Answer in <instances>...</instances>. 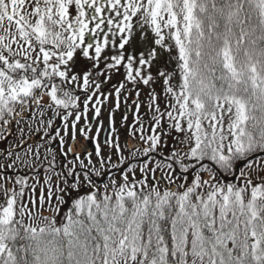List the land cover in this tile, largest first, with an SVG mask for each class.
<instances>
[{
  "label": "snow or ice",
  "instance_id": "1",
  "mask_svg": "<svg viewBox=\"0 0 264 264\" xmlns=\"http://www.w3.org/2000/svg\"><path fill=\"white\" fill-rule=\"evenodd\" d=\"M116 75L139 128L105 155L99 123L95 159L63 151ZM26 116L64 161L46 149L38 196L27 176L0 183V264H264V0H0V139Z\"/></svg>",
  "mask_w": 264,
  "mask_h": 264
},
{
  "label": "flooded vegetation",
  "instance_id": "2",
  "mask_svg": "<svg viewBox=\"0 0 264 264\" xmlns=\"http://www.w3.org/2000/svg\"><path fill=\"white\" fill-rule=\"evenodd\" d=\"M123 79L122 75H117L116 84L119 83ZM140 94H143L144 87H139ZM138 89V90H139ZM105 91L107 93H112V95H109L106 100H104L103 106L105 110L106 105H110L111 110L109 113H107V120L106 123H102V127H100V135L98 138V142L101 146V151L103 154H108V149L105 146V140L111 139L114 140L117 135L120 137V141L125 140L124 143L121 144L124 145L129 140V132L134 131L135 129L132 127L135 125V128H139V124L135 123V117H136V104L133 103L134 97L126 90L121 91L120 96V107L116 108V101H115V94H114V88L112 87V84L105 86ZM147 96V95H146ZM83 99V97H81ZM103 99V97H101ZM140 100L139 96V103H140V116L141 119H145L144 117V107L147 104L143 100V102ZM144 106V107H143ZM82 107V106H81ZM92 104H89V111L87 119L82 117L79 124H77V132H76V138L75 140L71 139L70 137H65L66 143L64 145L63 151H67L68 147L70 146H76L79 150V154L81 158H84V155L87 153L93 154V159H95V150H96V143L97 140L93 138V135L96 131L97 126L99 125V121H97L98 118H94L93 112H92ZM50 115V113L46 114ZM127 117L125 120L124 118ZM37 119L39 117L37 116ZM69 122L73 119V117H69ZM93 122V131L88 135V137L81 136L79 132V128L83 127L85 123L87 122ZM144 122V121H143ZM31 124V129H29L28 125ZM146 127V122H144ZM115 127L116 131L113 132L111 129L112 127ZM59 127L61 130V134L63 135V129H64V122L61 118L56 117L54 118L52 129H56ZM122 128V129H121ZM20 129H23V134L21 136ZM39 129V130H37ZM45 131H48L49 135H45ZM110 132V133H109ZM109 133V136H107ZM52 130L47 128V125H38L35 121L29 120V118L26 116L23 120L20 121L19 125L13 123L9 126V130L4 131L3 135L6 137V139H0L7 141V149L11 146L15 151L21 152V161H29L31 166H25L23 162L18 161L17 164L14 166V168L9 169L7 168V165L12 163V160L15 159V155L12 157H8L7 153H3L4 148L0 150V166H3L0 168V182L7 187L9 181L8 177H13L12 183L14 186L19 189V185L15 184V177L17 175L19 176H27L28 177V183L29 185L36 182L37 192L34 194L35 196L39 195V189L43 185V179H44V172L47 168V161L44 159L46 154V149L51 148L52 151L56 154V160L58 163H62L64 161V157L61 155V148L58 145V138L57 140H51L49 139V136L52 135ZM23 139L24 141H27V144L31 146L33 153L39 147L40 152V158L37 160L34 156V154H30L28 156L23 155V150L16 148V145L20 143V140ZM133 143L139 144V138L138 136L135 138H132ZM82 147V148H81ZM6 149V152H7ZM86 150V152H85ZM125 155H127V151L125 152ZM51 157L49 156V159ZM72 158V154L70 153L68 156V159L70 160ZM113 159H115V156H113ZM159 159V156L157 157ZM159 174V171L157 172V176ZM104 182L102 179H98V183ZM47 190L45 189V192ZM30 193L26 189L25 190V196H29Z\"/></svg>",
  "mask_w": 264,
  "mask_h": 264
},
{
  "label": "rangeland",
  "instance_id": "3",
  "mask_svg": "<svg viewBox=\"0 0 264 264\" xmlns=\"http://www.w3.org/2000/svg\"><path fill=\"white\" fill-rule=\"evenodd\" d=\"M134 39H135V41H136V44H135V47H136V49L137 50H143L144 48H146L148 45L147 44H145V43H142V42H140V37H139V33H136L135 34V36H134ZM117 78V75L116 76H114V78H113V80L109 83L110 85L112 84H116L115 82H116V79ZM142 87H143V85H141ZM145 88V87H144ZM140 90V89H139ZM145 90V89H144ZM140 91H142V90H140ZM143 94H145V95H143L142 96V94H140V100L143 102V100L146 102L147 101V96H146V93L143 91L142 92ZM140 101V102H141ZM144 107V106H143ZM146 109V105H145V107H144V110ZM111 110V107H110V105H106L105 106V110H104V106H102V108H101V115H100V117H98V119H97V121H99V122H101V123H103V124H105L106 122V120H107V113H109V111ZM143 121L144 122H146V119H143ZM148 122H149V120H148ZM122 129V128H121ZM121 140V139H120ZM168 140V141H167ZM175 140V139H174ZM124 141L125 140H123L122 139V141H121V143L123 142L124 143ZM165 141H166V144H167V146L166 147H163V152H164V154L165 155H167L168 154V152L170 151V149H171V147L175 144L173 141H170V138L169 137H167V138H165ZM7 141H5V140H0V150H1V148L3 149L4 148V150H3V153H7L6 152V147H7ZM261 175H264V173H260ZM254 176H255V174H254ZM177 183H179V181L177 182Z\"/></svg>",
  "mask_w": 264,
  "mask_h": 264
},
{
  "label": "trees",
  "instance_id": "4",
  "mask_svg": "<svg viewBox=\"0 0 264 264\" xmlns=\"http://www.w3.org/2000/svg\"><path fill=\"white\" fill-rule=\"evenodd\" d=\"M174 64H175V62H173V66H174ZM143 87H145V86H143ZM145 90H144V92L147 94V88L145 87L144 88ZM160 89H159V87L157 86V91H159ZM147 102V101H146ZM146 112H148V109L146 108L145 110H144V117H145V119H146V129H147V126H148V120H149V116H150V113L148 114V115H145V113ZM146 134H147V132H146ZM176 136V134L175 133H172V135L171 136H169V138H170V141H173L174 143L176 142L175 140H174V137ZM162 140H165V137H162ZM168 141V140H167ZM1 183V182H0ZM160 187H161V189H163L164 187L160 184ZM0 200H2V197H0Z\"/></svg>",
  "mask_w": 264,
  "mask_h": 264
},
{
  "label": "water",
  "instance_id": "5",
  "mask_svg": "<svg viewBox=\"0 0 264 264\" xmlns=\"http://www.w3.org/2000/svg\"><path fill=\"white\" fill-rule=\"evenodd\" d=\"M110 133V132H109ZM109 133H108V135L107 136H109ZM78 145V144H77ZM77 145L75 146V147H77ZM82 148V147H81ZM87 153V152H86ZM163 184H164V186L166 187L167 185L164 183V182H162Z\"/></svg>",
  "mask_w": 264,
  "mask_h": 264
}]
</instances>
